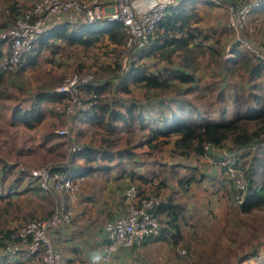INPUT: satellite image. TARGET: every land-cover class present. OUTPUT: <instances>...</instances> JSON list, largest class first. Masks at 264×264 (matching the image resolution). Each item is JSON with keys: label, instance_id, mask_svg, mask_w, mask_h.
<instances>
[{"label": "crops", "instance_id": "1", "mask_svg": "<svg viewBox=\"0 0 264 264\" xmlns=\"http://www.w3.org/2000/svg\"><path fill=\"white\" fill-rule=\"evenodd\" d=\"M16 1L20 4H27L34 0ZM237 1L244 0H194L192 3L195 6V11L200 16V20L196 24L210 32L212 30L216 31V37L220 38L219 44L224 50L223 58L232 56L236 60L241 52L252 53L237 42L232 29H229L231 31L226 30L227 18L223 15V11L224 9L228 10L229 4ZM8 2L9 0H0V26L1 22L3 23L5 17H7L5 7H8ZM61 22H69L71 23L70 27L73 28L84 22V19L79 13L64 12L54 17L51 27ZM246 28L249 33V39L258 48L264 49V0H260L250 11L246 21ZM221 38L227 42L229 41V43L225 46L221 45ZM210 40L213 41V37L208 39V41ZM75 45L83 46L78 43L67 42L61 38L50 37L48 43L44 44L37 53V57L33 62H31V59L23 58L20 62L21 64L23 63L20 69L7 71L1 68V64L9 53L10 43L0 40V70L4 71L3 76L0 78V151L4 153L3 156L5 157L2 156L0 158V209L5 215L9 213V217H11V222L6 225L7 227L16 225V222L21 217L20 222H23L25 219L35 217L40 212L41 215L45 216L51 213L52 205L44 208L42 201L49 198L52 200V195L45 191H36L37 188H35L36 185L33 182L30 169L48 160L55 163H63L67 160L70 139L66 135L57 133V130L64 126L70 127L77 141H79V138L84 139L87 137L83 145L93 152V155L88 157L79 155L69 164L72 169H83L86 173L81 180V187L70 198V204L73 208L72 222L56 227L53 233L54 240L62 249L69 264H81L82 261L95 255L107 242L108 232L105 228V223L122 214L124 206L123 189L134 181L139 180L141 186L144 183H149L147 185L155 184V188L159 189L158 193L161 200L164 202L172 201L173 204H178L182 207L177 220L182 234L179 243L183 242L185 236L183 230L184 218L189 203L188 196H185V194L188 189L191 190L196 187L202 191L203 188L206 191L208 202L215 204L216 211L212 210L214 219H208V225L215 226L217 224L218 219L216 217L220 211H223L224 214L223 219H221L222 223L227 224L229 222V224H232L236 223L235 218L240 221L242 215L252 213L255 210L252 212L242 211L241 204L237 203L234 197L235 189L233 183L226 178L225 168L219 163H214L215 166L208 168L205 173L202 172L199 176L195 173H185V175L179 176L177 180H174L175 185H172L173 183L167 182L168 177H157L158 172H152L155 174L154 176L147 174L143 170V164H139L137 151L131 156H118L113 153V157L108 158L106 154L102 153L107 146V141L104 139L113 136L109 134L105 126L100 125L95 118L91 117L93 111H82L74 114L55 109V104L66 102L69 98L68 95L62 99L51 97L57 90V85L61 78L57 82H42L36 88H32L30 85L27 87L23 86L22 74L28 67L35 66L38 63L40 54L43 51L59 52L66 47ZM206 53L208 54L209 52ZM201 55L198 56L200 62L193 72L197 78L196 83L199 84L198 91L200 90V92L206 94L205 97L212 96V92L215 90L209 92L204 89L203 85L205 86L207 83L217 80L218 85L229 90L232 83L239 79V74L229 71L223 60L217 67L213 63H208L210 65L207 72L200 73ZM180 56L181 53L176 52L174 61L170 62L166 58L159 56L145 55L140 62L146 64L150 70L155 72L165 67L180 69L184 67L181 64ZM137 57L136 50L132 49L127 54H123L120 60L122 61L123 58L125 65L130 66V62ZM184 69H188V67L185 66ZM188 70L191 71L192 69ZM111 80V86L101 93L100 98L102 102L109 104L110 110L107 111L106 121L108 122V118H112L113 125L118 127L114 132L115 135L120 137L116 145L126 139L133 141L139 138L136 143L137 149L150 146L147 142L148 130L144 128V125L148 123L145 117L150 116L149 111L156 101V97H158L155 95L158 89L150 88L139 81L129 78L126 82L129 90H126L124 88L126 85L122 82L123 78L117 74ZM188 85V83L174 78L171 80L167 93L173 95L172 93L177 87L179 89V87H187ZM38 93L47 94L41 102L42 116L40 120L28 125L20 120L19 116L21 112L32 108ZM83 94L86 99L91 96L88 92H83ZM190 95L191 93H188L186 96L190 97ZM117 99L120 102H116L114 105V101ZM132 103L136 104V113H142L144 124H141L139 118H135L134 121L130 118L126 122L122 118H116L115 120L113 113H111V109L112 111L121 110L125 112ZM136 131L140 132L142 136H137ZM119 134L122 135L120 136ZM89 137L92 138L89 139ZM174 139L175 137L170 142L173 145ZM113 147L116 148L117 146ZM218 154L221 153L206 152L204 155L193 153L189 157L179 155L182 158H190L192 155L207 158L213 155L217 160L222 161L223 156ZM177 164L185 165L189 168L188 164L179 162ZM188 179L193 180L186 186ZM176 184L177 187H175ZM170 185H172L174 191L167 189ZM192 209L193 207H190V210ZM158 217L162 221L161 224L163 223V229L168 230L172 220L171 211L168 209L164 210L158 214ZM174 246L173 240L167 234V238H153L141 246L119 248L111 260L101 261L98 264H178L181 258L174 251ZM252 253L256 254L246 260L243 259L245 255H251ZM37 254L29 252L26 245H24L17 255L16 262L28 264L29 260L34 259ZM217 256L219 258V255ZM6 258V251L0 247V264H7L5 263ZM254 262L264 264V254L258 250V246L238 257L239 264H255ZM42 264H44L43 260ZM212 264H217V262ZM218 264L228 263L219 262Z\"/></svg>", "mask_w": 264, "mask_h": 264}, {"label": "trees", "instance_id": "2", "mask_svg": "<svg viewBox=\"0 0 264 264\" xmlns=\"http://www.w3.org/2000/svg\"><path fill=\"white\" fill-rule=\"evenodd\" d=\"M193 2L194 0H183L177 5L171 6L166 16L157 24L150 43L141 47L131 48V50H136L138 57L130 62V66L125 65L123 58L122 61L116 60L117 71L115 74L121 75V78H123L122 82L126 85L124 87L126 90H129L126 83L129 78L139 81L150 88L158 89V92L155 93L158 97H156L157 99L149 111L150 116L145 117L148 123L144 125V128L148 130L147 142L152 149H160L164 144L170 143L172 138L175 137L173 140L174 151L183 157H189L193 153L204 155L207 152V144L221 146L228 141L232 144L231 151L233 149L242 151L239 155L233 156L232 160L228 161V164L233 162L238 164L239 157L244 158L241 166L247 178V191L245 199L240 206L242 211L252 212L254 209L264 206V161L260 157V154L264 155V145L259 144L264 139V59H261L253 52H241L237 60L232 56L222 58L229 71L239 74V79L232 83L229 90L218 85L217 80L209 82L205 86L203 85L204 89L209 92L215 90L212 92L213 95L209 97L215 102H222L224 106L222 110H218L219 107L215 106L218 110L217 114L213 112V107H208L205 111L201 110L190 97L186 96L188 93H197V97L206 98V94L200 92V90L198 91L199 84L196 83L197 78L193 72L199 63L198 56L206 52L213 56L215 54H222L223 56L224 50L219 46L220 38L216 37V31L212 30L210 32L196 24L200 20V16L195 11V6L192 5ZM7 6V8L5 7L7 17H5L3 23L1 22L0 28L13 23L22 8L25 7L23 4L17 3L16 0H9ZM70 26L71 23L69 22H61L47 29L38 37L34 49L26 54L24 58L31 59V62H33L37 57V53L44 44L48 43L50 37L61 38L70 43H78L84 47H90L106 40L109 41L108 44L113 43L115 46L124 45L128 36L121 20L92 23L84 21L73 28ZM210 37H213L214 40L208 41ZM176 52L181 53V64L184 67H188V69H192L191 71L184 69V67L180 69L165 67L155 72L150 70L146 64L140 62L145 55L159 56L172 62ZM22 64H19L18 69L21 68ZM240 69L243 70L240 71ZM3 73L4 71L0 70V78ZM112 77H108L103 81L102 79H96L80 84L78 85V91L82 96H84L83 92L90 93L91 96L87 100L91 101L92 105L85 112L93 111L91 117L95 118L100 125L105 126L109 134L113 136L104 139L107 141V146L102 153L106 154L108 158L113 157V153L118 156H131L135 152L132 147L125 150L118 149L117 151L111 149L116 146V142L120 139L114 133L118 127L113 125L112 118H108V122L106 121L107 111L110 108L108 103L102 102L100 95L111 86ZM174 78H178L189 85L187 87H179V89L177 87L174 90L175 94L169 95L167 90H169L171 80ZM232 90L233 92L231 93ZM244 93L247 94L248 101L241 107L242 103L239 98ZM46 95V93H38L32 108L21 112L20 120L28 125L40 120L42 116L41 102ZM66 95L70 97L68 91L56 90L51 97L62 99ZM116 102H120V100H115L114 105ZM231 106V112L234 116L229 118V113L227 112ZM135 109L136 104L132 103L125 112L121 110L112 111L111 109V113H113L115 120L116 118H122L126 122L130 118L133 121L135 118H139L141 124H144L142 113H136ZM245 121L256 122L257 128L249 130L242 123ZM253 149L256 150V154L259 156L253 155L250 167L245 170V156L252 154L253 152L251 151ZM79 155L88 157L93 155V152L91 149L82 146V150L74 155L73 160ZM224 167L227 168L226 165ZM59 170L67 172L74 178L84 176L86 173L83 169H72L69 165L62 166ZM192 180L188 179L186 186ZM35 188H37L36 191H43L38 186ZM181 208L180 205L173 204L172 201L164 202L161 200L155 209L157 215L167 209L172 214L169 229L164 230L162 227L161 234L156 238H167V234H169L176 247L180 244L179 239L182 236L180 225L177 222ZM11 230L2 229L0 231V233L4 232L1 245L4 244L5 240L9 239ZM255 254L245 255L243 259L246 260Z\"/></svg>", "mask_w": 264, "mask_h": 264}, {"label": "built area", "instance_id": "3", "mask_svg": "<svg viewBox=\"0 0 264 264\" xmlns=\"http://www.w3.org/2000/svg\"><path fill=\"white\" fill-rule=\"evenodd\" d=\"M181 1L183 0H37L31 6L23 7L13 23L0 28V40L10 43L9 53L3 59L1 68L7 71L17 70L22 58L34 49L38 37L51 27L57 14L76 12L88 23L121 20L128 34L123 51L127 53L133 47L149 44L157 24L166 16L171 6ZM259 2L260 0H244L231 3L228 25L234 31L238 43L264 59V49L258 48L243 30L250 11ZM96 79L102 78H97L93 73L76 72L63 81L57 86V90L68 91L70 97L66 102L55 104V109L74 114L90 109L92 102L82 96L78 85ZM57 133L70 138L72 131L69 126H64ZM259 144L264 145V139ZM214 147L211 144L206 145L207 150ZM68 149V158L63 163L48 162L30 169L34 184L50 193L55 203L48 217L26 221L11 230L9 239L3 242L8 262H16L22 246L26 245L31 253H42L44 264H69L53 238L56 227L72 222L73 208L70 198L79 189L84 178L83 175L74 178L59 170L60 167L70 164L74 155L82 150V146L70 139ZM234 153L237 155L238 152ZM242 161L226 165L235 188L234 197L239 204L243 203L247 191V178L241 166ZM138 188L136 184L130 183L123 189L122 214L105 223L107 242L95 255L81 264L109 261L119 248L141 246L161 234L162 224L155 213L161 198L142 194ZM3 238L4 235H0V245ZM176 249L181 257L180 264H194L193 256L186 248Z\"/></svg>", "mask_w": 264, "mask_h": 264}, {"label": "rangeland", "instance_id": "4", "mask_svg": "<svg viewBox=\"0 0 264 264\" xmlns=\"http://www.w3.org/2000/svg\"><path fill=\"white\" fill-rule=\"evenodd\" d=\"M36 1L37 0H34L23 5L28 7L33 5ZM223 15L225 16V18H227L226 30L231 31L229 30L230 27L228 25V19L230 15V4L228 6V10L224 9ZM246 29L247 28L245 25L243 30L247 35H249ZM101 42L102 43H98L97 45H93L90 47L76 46V45L70 46L64 48V50L59 52H55L51 50L43 51V53L40 54L38 63L35 66L28 67V69L25 70L24 73L22 74L23 86L27 87L28 85H30L32 88H36L42 82H47V81L57 82L58 79L61 78L60 82L58 83L59 85L69 77L73 76V74L76 72L79 74L93 73L97 78H102L105 80L108 77L111 78L117 71L116 60H120L121 56L123 54L124 55L127 54L128 52L127 53L123 52L125 47L123 44L120 46H115L114 44H108L109 42L108 40ZM228 43L229 41L227 42L226 40L221 38V45L225 46ZM201 56H202V64L199 67L200 73L207 72V70L209 69L208 66L212 63L214 64V66L217 67V65L221 63L223 58L222 54L219 55L215 54L213 56L210 53L208 54L206 53ZM242 70L240 69V71ZM196 95L197 93L194 94L191 93L190 98L193 100L194 104H197L198 107L203 111H205L208 107H213L214 109L213 112L217 114L218 110L219 109L222 110L224 106L222 102H215L210 97L199 98ZM246 95L247 94L244 93L239 98L240 102L242 103L241 107H243L244 103L248 101ZM215 106L219 107L218 110L217 107ZM231 108L232 106L229 108V111L227 112L229 113L228 114L229 118L234 116L233 113L231 112ZM242 123L249 130H254L255 128H257L256 122L245 121ZM136 134L137 136H142L140 132L136 131ZM119 135L121 136L122 134ZM92 137H89V139ZM68 139H73L74 142L80 144L81 146H84L83 143L84 141H86L85 139H87V137L84 139L79 138L78 139L79 141H77L75 135L72 132L71 137ZM137 140H139V138ZM137 140L131 141L130 139H126L124 142L118 143V145H116L117 146L116 148H111V149L117 151L118 149L125 150L132 147L135 152L137 151L139 155V164H143L144 167L143 170L146 171L147 174H149L150 176H154L155 174L152 172L155 173L158 172L157 177L160 176L168 177L167 182L173 183L172 185H175L174 180H177L179 176L185 175V173H195L197 176H199L200 173L202 172L205 173L208 170V168H212V166H215L216 163H219L222 167H224V165H227L228 161L232 160V157L236 155L234 153L235 151L236 153L242 152L236 149H233L231 151L232 144L230 141H228L221 146H215L213 149L207 150V152L210 153H221L218 155H222L224 157V158L222 157L223 159L222 161H220L219 159L217 160L213 155L208 156L207 157L208 159L204 156H195V155H192V157L190 158H182L180 157L179 153H176L174 151L173 143H169V144L166 143L160 149H152L150 146L141 147L137 149L136 148ZM251 152L253 153L245 156L246 159L245 170H247L250 167L251 158H253L252 156L256 154V150L253 149V151ZM3 154L4 153L0 151V158L3 156ZM260 155H261L260 157H262L264 160V155L262 154ZM238 160L241 161L244 160V158L239 157ZM48 162L55 163L54 161L48 160L35 167L45 165ZM178 162L188 164L189 168L186 167L185 165H178L177 164ZM55 164H60V163H55ZM190 168L193 170H191ZM225 172H226V178L232 183V179L227 172V168H225ZM131 183L136 184L139 187L138 189L142 194L160 197V194L158 193L159 189L157 190V188H155L156 187L155 184L147 185L149 183H144L141 186L139 180ZM81 184L79 185V188L81 187ZM172 185H170L169 188L167 189H169L170 191H174V189H172ZM175 187H177V184ZM190 191L192 194L190 193ZM185 196H188V200H189V203L187 205L188 208L185 211V218H184L183 230L185 236L183 242L180 243L177 247L186 248L192 254L194 259V264H212L214 262H217V264L219 262L221 263L227 262L228 264H239L238 257L241 254L252 251L255 246H258V250L264 254V206L255 209L252 213L242 215L240 221H238V218H235L234 220L236 221V223H232V224H229V222L227 224H223L221 221V219H223L224 217L223 211H220L219 213L217 212L218 216L216 218L218 219V222L215 226H212L210 224L209 225L207 224V220L214 219L212 210L216 211V209H215V204L213 202L212 203L208 202L206 191L203 188L201 191V189H197L196 187H193L191 190L188 189ZM42 202L44 203V208L48 207L49 205H52L53 207L55 203L53 197L52 200L51 198L43 199ZM190 207H193V209L190 210ZM50 214L51 213L45 216V215H41L40 212L35 217H30L28 219H25L23 222H20L22 218L21 217L20 220L16 222L17 223L16 225L7 227L6 225L10 224L11 222L10 221L11 217H9V213L5 215V213H3V211H1L0 209V231H2V229L11 230L26 221L32 220V218L34 219L45 218L48 217ZM2 234H4V232L0 233V235ZM0 247H2L5 250L4 244L0 245ZM177 247L174 246V251L180 257V255L177 253V249H176ZM217 255H219V258ZM7 258L5 260V263L19 264L18 262H10V261L8 262ZM85 261L86 260L82 261L81 263ZM180 263L181 261H179L178 264ZM254 263L258 264V262H254ZM28 264H42V253L40 252L36 256H34V259L29 260Z\"/></svg>", "mask_w": 264, "mask_h": 264}]
</instances>
